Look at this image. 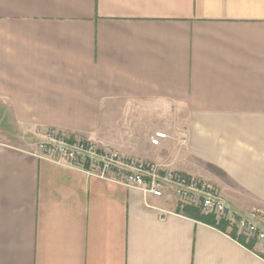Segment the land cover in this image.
Wrapping results in <instances>:
<instances>
[{
	"label": "crops",
	"instance_id": "0c3cea01",
	"mask_svg": "<svg viewBox=\"0 0 264 264\" xmlns=\"http://www.w3.org/2000/svg\"><path fill=\"white\" fill-rule=\"evenodd\" d=\"M3 129L0 264H264L170 189L23 146L52 129L208 180L264 230V0H0Z\"/></svg>",
	"mask_w": 264,
	"mask_h": 264
},
{
	"label": "built area",
	"instance_id": "2783aa9c",
	"mask_svg": "<svg viewBox=\"0 0 264 264\" xmlns=\"http://www.w3.org/2000/svg\"><path fill=\"white\" fill-rule=\"evenodd\" d=\"M53 133H45L46 140L39 144V148L56 160L78 166L101 178H114L158 197L170 189L183 206L193 205L203 214L214 215L218 221L225 220L229 226L264 246V230L254 220L227 206L211 182L151 161L126 158L114 150H101L84 138L68 137L56 130ZM166 138L168 133L165 130H156L151 143L160 145Z\"/></svg>",
	"mask_w": 264,
	"mask_h": 264
},
{
	"label": "trees",
	"instance_id": "16d2710c",
	"mask_svg": "<svg viewBox=\"0 0 264 264\" xmlns=\"http://www.w3.org/2000/svg\"><path fill=\"white\" fill-rule=\"evenodd\" d=\"M178 212L195 218L197 220L203 221L205 223L211 224L213 226L218 227L219 229L223 231H227V228L229 226L228 222L225 220H220L218 221L214 215L211 214H203L201 213L200 209L193 206V205H184L183 208H178ZM230 234L238 239L240 242L244 243L248 247H253L254 245V240L252 238L248 239L246 238L245 235L243 234H238L237 228L233 227V229L230 231Z\"/></svg>",
	"mask_w": 264,
	"mask_h": 264
},
{
	"label": "rangeland",
	"instance_id": "374dc122",
	"mask_svg": "<svg viewBox=\"0 0 264 264\" xmlns=\"http://www.w3.org/2000/svg\"><path fill=\"white\" fill-rule=\"evenodd\" d=\"M4 132H8V130H6V129H3V130H1L0 131V136L1 135H6ZM53 132H55V130H52V129H50V130H46V131H44V133H42V135L40 136V134L41 133H39V135H37V138L36 137H34V135H32V134H28V136L26 137V142L24 143V147H27V148H31V147H33V146H31L30 145V142H33V143H37L36 141V139H39V142H38V144H40L42 141H44V140H46V137L44 136L45 135V133H52V134H54ZM60 135H62V134H60ZM59 135V136H60ZM36 146V145H35ZM39 146V145H38ZM208 181V180H207ZM210 182V181H209ZM212 183V182H211ZM253 239V238H252ZM255 239V238H254ZM256 240V239H255Z\"/></svg>",
	"mask_w": 264,
	"mask_h": 264
}]
</instances>
